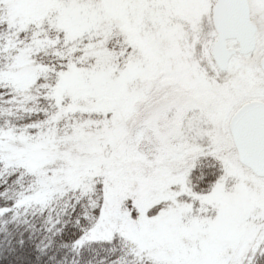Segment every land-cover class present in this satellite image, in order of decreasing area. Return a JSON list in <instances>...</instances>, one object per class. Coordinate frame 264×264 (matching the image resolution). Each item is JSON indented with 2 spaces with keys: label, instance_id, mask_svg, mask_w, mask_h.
Returning a JSON list of instances; mask_svg holds the SVG:
<instances>
[{
  "label": "snow or ice",
  "instance_id": "snow-or-ice-1",
  "mask_svg": "<svg viewBox=\"0 0 264 264\" xmlns=\"http://www.w3.org/2000/svg\"><path fill=\"white\" fill-rule=\"evenodd\" d=\"M0 264H264V0H0Z\"/></svg>",
  "mask_w": 264,
  "mask_h": 264
}]
</instances>
